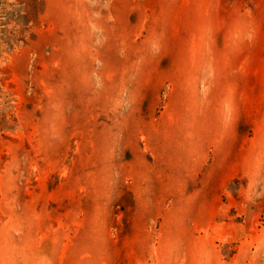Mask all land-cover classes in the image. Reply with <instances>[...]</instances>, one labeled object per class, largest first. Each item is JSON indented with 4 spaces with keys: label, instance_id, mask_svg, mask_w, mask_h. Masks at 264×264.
<instances>
[{
    "label": "rangeland",
    "instance_id": "obj_1",
    "mask_svg": "<svg viewBox=\"0 0 264 264\" xmlns=\"http://www.w3.org/2000/svg\"><path fill=\"white\" fill-rule=\"evenodd\" d=\"M0 264H264V0H0Z\"/></svg>",
    "mask_w": 264,
    "mask_h": 264
}]
</instances>
